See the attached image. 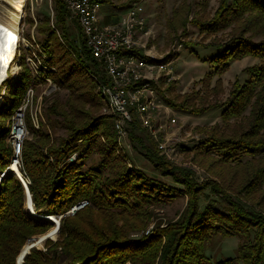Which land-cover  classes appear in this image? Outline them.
Instances as JSON below:
<instances>
[{
  "label": "trees",
  "instance_id": "16d2710c",
  "mask_svg": "<svg viewBox=\"0 0 264 264\" xmlns=\"http://www.w3.org/2000/svg\"><path fill=\"white\" fill-rule=\"evenodd\" d=\"M234 1L226 4L222 12L228 11L227 14L236 16L247 13L251 27L264 36V0H248L247 6ZM55 2L56 21L63 24L67 13L59 0ZM53 27L55 30L52 28L54 31L49 34L56 38L57 29ZM234 41L239 42L215 57L221 64L254 53L243 49L250 45L256 48L255 56L264 58V39L252 44L240 36ZM54 44L57 48L50 50L49 40L43 42V51L51 60L49 63L56 67L54 73H45V76L60 86L65 84L69 94L63 103L49 106L47 118L49 126L59 125L66 136L51 142L49 133L29 127L32 139H24L22 143L18 169L23 178L29 180L27 187L36 210L42 208L51 215H60L82 199L87 200L89 206L77 210L72 217L63 216L59 240L45 252L31 248L22 264H56L59 255L65 258V264H264V65L237 93V99L230 107L231 114L224 115V119L241 115L249 128L240 133L237 140L212 138L214 145H211L221 150L220 158L213 161V165L244 164L251 170L250 177L240 189L249 188L247 196L253 206L260 208L259 211L227 198L226 211L207 203L201 209L197 195L199 187L187 182V174L174 177L176 169L167 168L158 157L156 165L164 176H173L174 181L181 184L187 183L189 190L185 194L188 193L189 198L184 214L175 223L154 231L151 237L133 239L130 234L145 227L149 221L150 207L174 194H168L166 186L154 179L128 168L113 148L107 146L109 142L115 146L110 131L113 125L112 121H107L109 116L91 114V110L97 109L102 102L94 80L71 57L64 59L71 52L65 51L57 41ZM60 48L65 54L56 52ZM80 54L78 57L84 56V60L92 62L83 41ZM19 63L24 66L20 77L28 84L32 74L23 55ZM5 76L6 81V72ZM247 109L249 116L243 117L242 113ZM5 114L8 117L10 111ZM135 128L136 125L132 124L128 133ZM2 132L0 170L9 166L13 158L8 133L6 130ZM72 152H77L78 158L69 163L67 158ZM92 152L98 153L99 159L96 164L84 168V160ZM147 154L150 159L157 158L152 151ZM212 190L228 196L219 185ZM24 201V188L19 179L13 174L0 177V264H15L19 250L30 234L52 225L49 221L30 217L25 212ZM217 234L223 238L236 237L238 243L233 257L212 263L205 249L207 242Z\"/></svg>",
  "mask_w": 264,
  "mask_h": 264
},
{
  "label": "rangeland",
  "instance_id": "374dc122",
  "mask_svg": "<svg viewBox=\"0 0 264 264\" xmlns=\"http://www.w3.org/2000/svg\"><path fill=\"white\" fill-rule=\"evenodd\" d=\"M100 1L102 7H108L106 3L112 5L109 12L113 18H120L122 13L127 11L133 2H137L143 7V15L146 18V28L148 29V34L143 40L146 42L148 55L151 57L149 61L154 64H163L162 70L158 71L157 81L150 83V85L156 87V92L162 102L168 106L170 114L176 119V123L171 128L166 129V131L159 133L158 137H154L146 128L140 125H136V128L131 131L132 133H128L122 139L118 138L114 128L110 129L111 138H114L115 146L111 145V142L107 146L113 148L114 153L124 160L126 166L166 186L168 194H174L163 198L162 203L150 207L152 212L149 221L145 227L132 232L130 237L133 239L151 237L154 231L175 223L181 218V214H184L183 211L189 198L188 193L185 194V191H188L189 187L187 183L175 182L173 176H164L160 167L156 165L158 157L160 161L166 163L165 166L167 168L173 167L171 169H176L174 170V177H180L181 174L186 176L187 174V182L199 187L197 195L201 209L207 203L214 204L221 211H226L228 208L225 203L227 198L245 207L259 211L260 208L253 206L247 196L249 188L247 187L243 191L240 189L250 177L251 170L244 164L227 163L229 164L228 166H220L215 163L213 165V161L220 158L221 150L211 145H214L212 138L231 137L233 140H237L236 138L240 133L245 132L249 128L247 121L241 119V115L236 118L228 115L230 117L226 119H224V115L230 113V107L236 101L237 93L248 81L254 79V74L264 65V58L255 56L256 48L251 45L244 46L243 49L245 51L252 50L255 54L250 53L228 60L226 65L221 64V61L218 58L215 59V57L221 55L227 48H232L238 44L239 41L234 40L240 36L249 40L252 44L262 42L264 36L260 34L261 31L257 32L251 27L247 13L236 16L233 13L227 14L228 11L222 12L226 8L224 6L235 2L234 0ZM236 1L238 4L248 5V0ZM17 3L21 5L22 17L18 28L23 31L22 36L29 39L33 35L42 49L45 40H49L50 50L57 48L54 43L56 41L59 42L65 51L71 52L64 59L71 57L72 61L80 65L86 72L84 67L89 68L91 65H88V61L84 60V56L78 57L81 55L80 46L83 40L79 26L74 19L67 18L63 24L57 22L55 0H44L40 5H34L33 8H31L30 0H27L26 6L25 0H0V7L5 6L15 10L17 9ZM53 25L57 29L56 38L53 34H49V32L53 33L55 30ZM12 26L14 27V24ZM13 34L14 30H12ZM12 37L14 41V35ZM24 48L25 43L21 41L19 50L21 55L24 54ZM56 52L65 54L61 48L59 51L57 49ZM11 58L6 65L8 67H6L7 70L5 71L7 80H3L0 83V128L7 131L9 142L6 138L5 143H10L14 156L11 133L14 121L13 115L16 109L26 100V90L32 80L28 84L24 80L22 81L20 74L24 70V66L20 65V58L16 57L15 60ZM49 62L51 63V60ZM157 69L155 68V70ZM43 77H45V74H40V77L34 81L32 86L33 95L29 98L24 112L26 132L22 140H20L21 146L24 139H32V135L29 134V127L49 133L51 142L52 139L56 140L66 136L65 130L60 128L59 125H54V128L49 126L47 109L53 103H63L67 99L69 92L65 88V84L60 86L54 83L51 78V85H48L43 80ZM24 90L25 93L20 97V93L24 92ZM95 90H97V86ZM19 97L21 98L20 100H18ZM185 99L187 100L186 104H184ZM8 111H10V115L7 117L5 113ZM91 112L92 115L107 116L102 102L97 109L91 110ZM248 112V109L245 110L242 116H249ZM107 121L111 122L110 119ZM2 129H0V133H3ZM139 140L145 147L141 146ZM162 141L166 145L165 151L158 147ZM202 142H205L206 145H203ZM78 144L81 146V142ZM148 149L149 151H147ZM43 151L46 153V149ZM150 151L155 153L157 158L150 159L147 154ZM74 153L75 157L70 160L71 155ZM77 158V152H72L67 161L74 163ZM17 159L20 160V155ZM98 159L99 154L92 152L84 160V168L96 164ZM165 166L163 165V168ZM6 168L0 170L1 178L7 174H12L8 173ZM229 168L232 169L231 172L226 173L225 171ZM15 173L13 171V175L18 178ZM231 173L233 175H230ZM244 178L245 180L243 181ZM26 179L28 180V178ZM188 179L191 181H188ZM25 182L27 183L26 180ZM216 185H219L220 189L227 193L228 196H221V194L213 191L212 189ZM25 203L26 194L24 207L26 206ZM86 206H89V204ZM24 209L34 219H41L38 217L49 218V216L57 217L42 208L36 210L34 206L33 209L37 211L36 216L29 214L26 207ZM260 211L263 213V210ZM66 212L60 214V216L72 217L76 211L72 214H66ZM50 220L54 222L50 218L46 221L51 222ZM52 222V225L44 231L30 234L23 245L25 246L32 237H39L48 233L50 237H45L40 243L32 247L38 251L45 252L50 245L59 240V227L54 233ZM51 231L53 232L50 234ZM237 243L238 239L236 237L223 238L220 237V234H217L216 237L211 238L207 242L206 246L208 247L205 249V253L212 263H216L224 258L233 257ZM58 257L56 264H65V258L62 255ZM74 264L80 263L76 262Z\"/></svg>",
  "mask_w": 264,
  "mask_h": 264
},
{
  "label": "built area",
  "instance_id": "2783aa9c",
  "mask_svg": "<svg viewBox=\"0 0 264 264\" xmlns=\"http://www.w3.org/2000/svg\"><path fill=\"white\" fill-rule=\"evenodd\" d=\"M42 1L44 0H30L31 8L34 5H40ZM59 1L67 13V18L74 19L79 26L85 48L92 59L91 63L88 62L91 66L84 69L97 86L103 109L111 119L118 138H125L132 124L146 128L154 137H158L159 133L171 128L176 123V119L170 114L168 106L162 102L156 87L150 85L157 81L158 71L162 70L163 64H154L149 61L151 57L143 40L148 34V29L141 4L133 2L117 23L106 24L100 22V0ZM26 5L27 0H25ZM18 29V39L12 60L22 56L19 50L21 41L24 42L23 57L32 74L31 84L26 90V100L13 115L14 121L17 117L21 119L23 138L26 132L24 112L29 98L33 95L34 81L38 80L40 74H51L56 69L49 63V56L33 35L29 39L24 38L23 31ZM155 68L158 69L155 70ZM43 80L51 85L50 77L45 76ZM22 138L15 139L12 133L15 153L13 157L16 159L20 155ZM158 147L165 151V142L162 141ZM74 157L75 153L71 155L70 160ZM17 165H19L18 159ZM24 180L28 183L26 177ZM87 204L89 202L82 199L70 207L66 213L72 214Z\"/></svg>",
  "mask_w": 264,
  "mask_h": 264
},
{
  "label": "bare ground",
  "instance_id": "6f19581e",
  "mask_svg": "<svg viewBox=\"0 0 264 264\" xmlns=\"http://www.w3.org/2000/svg\"><path fill=\"white\" fill-rule=\"evenodd\" d=\"M20 9H21V5L19 3H17V9H15V10L12 8H6L5 6H3L2 8L0 7V83L3 80H5V78H6V76H5V71H6V67H7L6 65L9 62L11 55L13 54L12 58L14 56L15 44H16V41L18 39V31H19L18 24H19V21L22 17V12ZM13 24H14V27L12 26ZM12 30H14V34H13L14 35V41H13V37H12L13 36ZM20 120L21 119L19 117H17V119L14 121V129H13L12 133L14 134L15 139L22 138V135L24 134V130L21 126L22 124L20 125V123H21ZM9 170L14 171L16 173H17V171H19L17 163H14L13 160L11 161L10 165L7 166V168H6V171H9ZM25 207L28 208V209L26 208V210L28 211L29 214H32L33 216L37 215V211H35L33 209V205L29 200H27V205ZM49 218L54 220V222L58 221L57 217L49 216ZM52 230L54 231V229H52ZM53 231H51L50 234ZM37 240L38 239H34V241H33V242H35L34 245H36V244L40 243V241H42L41 239L38 241ZM29 241L30 240H28L27 244L33 243V242H31V241L29 242ZM27 244L24 246V248H26ZM33 246H31L30 248H32ZM29 249L27 251H25V254L29 253ZM25 254H24V256H25ZM20 258H21V253H20L17 264H21L22 261Z\"/></svg>",
  "mask_w": 264,
  "mask_h": 264
},
{
  "label": "water",
  "instance_id": "95a60500",
  "mask_svg": "<svg viewBox=\"0 0 264 264\" xmlns=\"http://www.w3.org/2000/svg\"><path fill=\"white\" fill-rule=\"evenodd\" d=\"M12 160H13V162L14 163H17V159L15 158V157H13L12 158ZM8 173H12L13 174V171H11V170H9V171H7ZM15 175L20 179V181H21V183H22V185H23V187H24V190H25V194H26V205H27V200H29L31 203H32V199H31V195H29V191H28V187H27V183L25 182V180H23V177H22V174H21V172L20 171H17V173H15ZM22 177V178H21ZM27 208V207H26ZM28 209V208H27ZM66 214H68V213H66ZM55 216H57L58 217V221L57 222H52L51 220V222L53 223V228H54V233L56 232V230L58 229V227H59V220H60V218L62 217V216H60V215H55ZM38 218H41V219H46V220H49V218H47V217H38ZM45 237H50L49 235H48V233L47 234H45V235H43V236H39V237H32V238H30L29 240L31 241V242H33L34 241V239H38V240H43ZM37 240V241H38ZM29 241V242H30ZM34 243L35 242H33V243H28L27 244V246H26V248H24V245L21 247V249H20V251H19V254L17 255V257H16V263H17V260L19 259V256H20V253H21V261L23 262V256H24V254H25V251H27L31 246H33L34 245ZM15 263V264H16Z\"/></svg>",
  "mask_w": 264,
  "mask_h": 264
},
{
  "label": "crops",
  "instance_id": "0c3cea01",
  "mask_svg": "<svg viewBox=\"0 0 264 264\" xmlns=\"http://www.w3.org/2000/svg\"><path fill=\"white\" fill-rule=\"evenodd\" d=\"M108 7H100V22L106 24H115L119 21L120 18H113L110 14V8L112 5L106 3ZM125 13V12H124ZM122 13V15L124 14Z\"/></svg>",
  "mask_w": 264,
  "mask_h": 264
}]
</instances>
